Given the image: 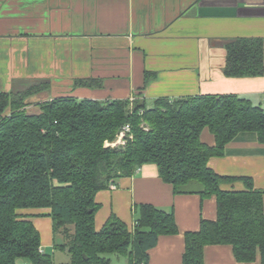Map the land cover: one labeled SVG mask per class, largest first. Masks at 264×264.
<instances>
[{
	"label": "trees",
	"instance_id": "1",
	"mask_svg": "<svg viewBox=\"0 0 264 264\" xmlns=\"http://www.w3.org/2000/svg\"><path fill=\"white\" fill-rule=\"evenodd\" d=\"M227 76L264 74L262 39L239 37L226 44ZM153 73L146 71L145 83ZM75 86L97 87L100 78H77ZM37 81L21 91L0 92V264H55L54 254L41 249V233L28 208H50L55 233L63 232L67 264H111L112 255L125 264H147L149 250L161 235L180 230L173 208L152 203L135 206L128 226L112 214L97 229L99 191L154 164L175 194L215 196L217 218L201 219L200 228L185 233L183 264H205L207 245L229 244L240 262L264 264V190L250 177L228 176L209 166L241 133H253L264 144V107L235 94L201 93L147 100L79 98L66 94L38 103L29 113L26 99L47 90ZM130 125L124 144L117 140ZM208 128L215 144L204 142ZM242 180L244 190H227L224 182ZM199 184V185H197Z\"/></svg>",
	"mask_w": 264,
	"mask_h": 264
},
{
	"label": "crops",
	"instance_id": "2",
	"mask_svg": "<svg viewBox=\"0 0 264 264\" xmlns=\"http://www.w3.org/2000/svg\"><path fill=\"white\" fill-rule=\"evenodd\" d=\"M239 37L260 38L264 44V0H0V92L48 81L50 87L31 95L27 103L38 107L40 101L66 94L123 99L141 92L153 100L235 93L264 107V74L224 72L226 44ZM146 71L153 73L147 83ZM86 77L100 78L102 85H74L75 79ZM201 138L215 144L208 128ZM208 164L221 175L250 177L255 188L264 190V144L253 133L239 134L224 155L211 157ZM221 187L247 188L242 180ZM96 200L97 229L112 214L132 227L135 206L141 203L174 209L180 232L161 235L149 250L147 264H183L185 233L198 230L202 218H217L215 196L175 194L154 164L99 191ZM21 212L33 220L41 233V249L54 254L55 264L57 252L69 254L57 246L66 236L54 232L50 208ZM204 253L205 264H262L260 256L253 262L238 261L229 244L207 245Z\"/></svg>",
	"mask_w": 264,
	"mask_h": 264
},
{
	"label": "rangeland",
	"instance_id": "3",
	"mask_svg": "<svg viewBox=\"0 0 264 264\" xmlns=\"http://www.w3.org/2000/svg\"><path fill=\"white\" fill-rule=\"evenodd\" d=\"M26 102H27V99H26ZM28 104H30V103H28ZM30 105L26 106V109H27V111L29 113H35V112L39 111L40 107L38 106L39 107V109H38V107H37V105H35V103L34 104L31 103ZM197 185H199V184H197ZM135 216H137L136 213H135ZM55 260H56V264H67L69 262V260H70V256H69V254L67 252L59 251V252L56 253ZM18 262L22 263V264L29 263L28 259H25V258H20L18 260ZM111 264H125V257L124 256H118V255H112Z\"/></svg>",
	"mask_w": 264,
	"mask_h": 264
},
{
	"label": "built area",
	"instance_id": "4",
	"mask_svg": "<svg viewBox=\"0 0 264 264\" xmlns=\"http://www.w3.org/2000/svg\"><path fill=\"white\" fill-rule=\"evenodd\" d=\"M130 130H131L130 125H126V126L122 129V131L120 132L118 139L115 140V141H113V142H107V145H113V146H115V145H117V144H124V143H125V137H126L127 133H128ZM111 187H115V185L113 184V185H111ZM142 264H144V263H142Z\"/></svg>",
	"mask_w": 264,
	"mask_h": 264
}]
</instances>
